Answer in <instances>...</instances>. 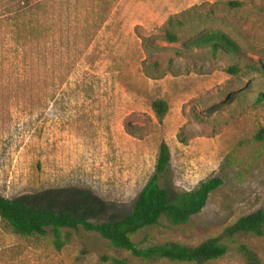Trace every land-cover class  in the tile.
Segmentation results:
<instances>
[{"label":"rangeland","instance_id":"374dc122","mask_svg":"<svg viewBox=\"0 0 264 264\" xmlns=\"http://www.w3.org/2000/svg\"><path fill=\"white\" fill-rule=\"evenodd\" d=\"M4 0L0 8L4 10ZM15 33L0 24V195L91 220L128 214L167 142L162 186L189 191L221 176L187 223L165 217L133 236L140 246L196 245L242 216L264 210V0H35ZM173 21L169 25V19ZM179 36L166 38V28ZM225 32L237 49L193 42ZM18 39V41H17ZM173 47L156 50L152 46ZM237 66V73L228 68ZM257 67L259 69H257ZM165 99L159 118L152 108ZM18 235L0 218V264H198L146 261L96 232ZM227 253L204 264H264V235L223 239Z\"/></svg>","mask_w":264,"mask_h":264},{"label":"trees","instance_id":"16d2710c","mask_svg":"<svg viewBox=\"0 0 264 264\" xmlns=\"http://www.w3.org/2000/svg\"><path fill=\"white\" fill-rule=\"evenodd\" d=\"M3 5L4 10L0 8V24L7 23L15 33L22 26L26 11L36 6L35 0H4ZM172 21L173 19L170 18L169 25ZM165 31L169 42L179 40V36L170 28L167 27ZM193 42L200 46H210L214 55L222 51L227 53L237 49L236 43L220 30L206 31ZM152 48L166 50L173 47L157 45ZM238 70L237 66L228 68V71L234 74ZM263 99V94H260L257 101L261 102ZM152 108L159 118H163L169 111V103L159 98L152 102ZM257 138L264 139V130ZM170 166V147L167 142L163 141L159 147L153 175L139 193L131 211L118 220H91L88 217H77L71 212L38 208L24 201L9 199L2 195H0V218L6 221L18 235H45L48 231L52 232L57 250H61L72 241L70 230L83 228L86 231L100 234L116 250L128 251L131 256L146 261L168 259L176 262L204 264L227 253L228 245L223 239L233 240L239 234L248 233L264 235V210L258 209L227 226L220 236L209 238L196 245L167 241L140 246L133 239L136 233L159 224L163 217L175 225L187 223L193 215L203 210L210 195L224 183L221 176H215L202 181L192 190L171 194L161 184ZM241 250L246 256V264H263L258 254L246 245H242ZM103 257L112 264H129L127 257L120 258L114 255Z\"/></svg>","mask_w":264,"mask_h":264}]
</instances>
